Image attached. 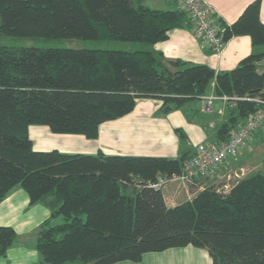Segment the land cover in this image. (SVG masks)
<instances>
[{"label": "trees", "instance_id": "trees-1", "mask_svg": "<svg viewBox=\"0 0 264 264\" xmlns=\"http://www.w3.org/2000/svg\"><path fill=\"white\" fill-rule=\"evenodd\" d=\"M144 1L0 0V35L152 45L192 24L181 9L150 8ZM259 11L254 0L233 23L219 24L225 41L248 35L252 51L217 73L147 48L0 45V201L19 186L30 205L46 203L50 217L35 238L46 264L137 262L146 252L185 245L205 248L211 264H264V172L235 179L227 192L205 187L168 207L161 189L148 183L181 173L189 151L174 159L35 151L28 136L29 125L41 124L93 139L102 122L129 113L138 98L161 99L160 112L167 114L205 96L212 84L216 96L264 99V71L256 68L264 57ZM233 104L218 126L219 141L257 108L250 101ZM175 132L186 143L183 130ZM15 239L11 227L0 226V257Z\"/></svg>", "mask_w": 264, "mask_h": 264}, {"label": "crops", "instance_id": "crops-1", "mask_svg": "<svg viewBox=\"0 0 264 264\" xmlns=\"http://www.w3.org/2000/svg\"><path fill=\"white\" fill-rule=\"evenodd\" d=\"M214 13L218 24L229 25L254 0H205ZM161 9H180L177 0H158ZM260 21L264 23V0H260ZM190 21V20H189ZM146 49V48H145ZM147 49L159 51L166 59H179L193 64H206L216 73L230 70L252 51L248 35L232 36L225 41L219 54L214 53L194 33L192 24L174 28L167 39L149 45ZM260 48H258L259 51ZM264 50V46L261 48ZM214 95L213 84L206 96ZM216 96V95H215ZM199 97L185 103L181 108L163 114L162 100L141 97L134 108L116 119L102 122L96 138L88 139L81 134L53 133L48 126L31 124L28 136L35 151L58 150L65 153L105 155H129L147 157L177 158L180 151L194 153L200 142L219 143L218 126L226 119L227 106L231 100H214L210 115L202 114ZM207 113V112H206ZM181 129L187 141L180 144L175 129ZM264 127L251 137L234 156L229 157L219 169L208 176L198 177L189 184L180 180L168 182L162 189V196L168 207L191 200L205 187L225 191L235 181L232 174L243 166H250L257 158L264 162ZM251 163V164H250ZM50 217L45 202L29 204L27 193L19 186L13 187L0 201V226H9L16 233L0 264H46L35 248L36 231L40 224ZM58 218H52L57 222ZM112 264H211L205 248L193 245L170 247L162 251L146 252L140 261H118Z\"/></svg>", "mask_w": 264, "mask_h": 264}, {"label": "built area", "instance_id": "built-area-1", "mask_svg": "<svg viewBox=\"0 0 264 264\" xmlns=\"http://www.w3.org/2000/svg\"><path fill=\"white\" fill-rule=\"evenodd\" d=\"M181 10L186 12L191 20L195 35L204 42L210 49L219 54L225 44L223 30L216 22L212 8L205 0H177ZM259 72L264 71V57L256 63ZM206 103L204 110H212L213 101L221 99L224 101L244 100L254 102L256 110L247 117L245 121L237 127L228 131L227 139L219 143L200 142L196 145L195 152L191 157L185 160L183 169L179 174L171 176L159 175L154 181L148 183V186L154 189H162L168 182L180 180L192 184L198 177L208 176L213 171L220 168L223 163L231 156L236 155L253 137L264 127V99L259 96H202ZM264 145V141H263ZM235 179L240 178L239 174L234 173ZM232 184L226 186L227 192Z\"/></svg>", "mask_w": 264, "mask_h": 264}, {"label": "rangeland", "instance_id": "rangeland-1", "mask_svg": "<svg viewBox=\"0 0 264 264\" xmlns=\"http://www.w3.org/2000/svg\"><path fill=\"white\" fill-rule=\"evenodd\" d=\"M158 0H145L144 5L150 8H160L157 3ZM0 45L11 46V47H21V46H31L37 48H75V49H108V50H126L134 51L138 49L148 48L149 45L140 42H122L118 40H92V39H80V38H60V39H46L42 37H18V36H7L0 35ZM201 101L202 114L210 115L209 112L204 110V101ZM214 103V101H213ZM207 112V113H206ZM264 146V145H263ZM264 154V152H263ZM257 158L250 166H243L236 170L239 177L242 178L253 172H264V164ZM233 175V174H232ZM129 192H131L129 190ZM59 221V219H58ZM57 221V222H58Z\"/></svg>", "mask_w": 264, "mask_h": 264}]
</instances>
